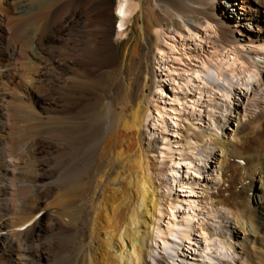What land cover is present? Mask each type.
<instances>
[{
  "label": "bare ground",
  "instance_id": "obj_1",
  "mask_svg": "<svg viewBox=\"0 0 264 264\" xmlns=\"http://www.w3.org/2000/svg\"><path fill=\"white\" fill-rule=\"evenodd\" d=\"M11 1L0 0L5 4L10 2L11 10L18 17L11 27L16 41L21 40L28 26L38 24L41 20L44 21L41 27L47 35L37 44L45 56L40 59L41 51L32 52L36 60H41L37 86L34 85L38 91L30 93L36 94L34 100L37 108L30 103L31 98L18 105L20 114L32 125L17 134L33 140L35 161L30 163L28 160L15 167L29 171L35 169V173H31L36 175L33 190L36 194V210L30 216H22V221L18 222L20 225L14 227L11 225L13 206L10 204L16 190L12 188V179L8 175L16 159L8 158V149L4 145L6 129L9 120H12H8L9 110L5 103L10 96L9 84L15 80L13 71L19 69V49L0 22V54L3 55L0 60V262L187 264L182 252L196 250V244L191 240L198 230L195 208L188 206L181 218L178 216L181 213L179 201L173 200L172 193H184L186 179L206 169L208 152L204 151L196 157L190 143L185 144L178 153L173 151L170 144L167 145L164 136L170 126L174 127L171 120L174 113L170 116L162 104L166 93L165 81L154 88L155 73L152 71L142 72L141 76L136 73L134 78L129 75L125 77L123 65L120 70L116 69L118 60L110 56L108 49L114 46L115 35L117 40H124L135 24L139 25L141 19L147 20V27L143 25L138 28L141 38L149 40V32L154 31L155 34L153 45L149 44L150 53L144 55V59L149 60L151 54L155 53L158 68L167 73L175 96L173 101L180 109L179 114L188 109L196 113L203 102L207 103L208 108L213 107L215 98L226 109L232 105L236 92L248 95L253 88L262 85L264 0H223V7H232V2H236L235 12L240 18L237 23L230 19L227 20L231 23L226 22L225 17L230 18V13L225 9L220 10L216 0H175L171 3L160 0H147L146 3L145 0H76L73 14L64 15L61 20L58 19L60 10L56 7L63 0H34L33 4L40 6L37 13L34 12L36 7L28 0ZM145 4L152 5L147 12ZM49 8L52 9L51 13ZM177 20L185 24L184 31L175 30L178 36L184 38L185 34L196 39L199 28L210 29L219 35L216 42L221 50L226 51L228 47L235 46L232 52L239 55L241 62L246 63L242 65H248V69L245 67L244 71H240V68H244H236V60L240 59H226L224 56L215 62L200 61L196 67L181 70L169 66L179 65L187 56L183 50L186 40L178 42L174 37H169V31L161 24L162 21H168L174 26ZM11 28L8 27L9 30ZM248 42L254 44L253 47L243 49V43ZM115 83L122 86L121 98L100 97L94 91L99 86L112 89ZM137 85L140 87L138 96L133 98ZM87 94L95 96L88 98ZM192 94L196 98L193 101L189 100ZM54 114L60 117H54ZM166 115L170 119H166ZM256 119L238 124L237 135L241 137L228 143L217 140V145L223 149L228 160L245 162L243 168L253 181L247 183L248 193L245 192L252 197L244 202V209L241 208V213L235 216L239 228L245 233L243 246H251L252 258L261 264L264 260V153L260 155L258 153L261 151H250L252 153L246 157L239 153V146L247 145L248 142L243 141L245 134ZM151 127L160 130L163 136L160 140L165 141V147H168L165 149L168 157L163 159L166 156L163 150L159 164H155L148 155L151 149L160 145V140L153 139ZM56 138L66 142H57ZM62 145L68 149L64 154ZM17 150L19 152V148ZM57 154L65 156L64 163L55 165L52 162ZM18 160V157L17 162L23 159ZM75 167L84 169L76 174L78 171L74 172ZM61 168L65 170L63 175L67 180L64 179L70 185L58 191L57 181L63 175L57 170L61 171ZM23 184L20 182L19 186ZM12 190L13 193H10ZM166 200L170 206L167 212L169 219L163 225V215L166 214L163 204ZM27 229H31V233L24 236ZM256 244L261 245V248L257 249ZM233 245L218 239L212 241L205 234L203 260L199 264H234L237 254Z\"/></svg>",
  "mask_w": 264,
  "mask_h": 264
},
{
  "label": "rangeland",
  "instance_id": "obj_2",
  "mask_svg": "<svg viewBox=\"0 0 264 264\" xmlns=\"http://www.w3.org/2000/svg\"><path fill=\"white\" fill-rule=\"evenodd\" d=\"M4 1L12 2L11 0H4ZM28 1L30 3H32L33 6L36 7L34 12L37 13V11H38L37 9H40V6H37L38 4L34 5L33 4L34 0H28ZM142 1H144V0H142ZM146 1L147 0H145V3H146ZM160 1L171 3L175 0H167V1L166 0H160ZM10 2H8L9 4H5L4 2H0V19H1L0 22L6 27V30L8 31V33H10V37L12 38V41L16 44V46L19 49V56H18V59H19L18 67H19V69H16L13 71L15 80L9 84L10 85V96L7 98V100H6L7 102L5 103V105H7L6 107L9 110L8 120L9 119H12V120H9V123H8L9 125L7 126V129H6V140L8 142L5 140L4 145L6 146V149H8L7 150L8 151V153H7L8 158L12 157L14 160L16 159L14 162V165H13L14 167H11L12 170L8 176H9V179L10 178L12 179L11 180L12 184H13L12 188H15L14 190H16V194H15L14 199L12 197L13 200H12V202L10 201L12 203V205L10 204V206L11 207L13 206L12 211H11V216H10L11 221H12L11 225L12 226L14 225V227H18L20 225V224H18V222L22 221V218H21L22 216H24V215L30 216V215L34 214L35 210H36L34 208L36 206V202H35L36 201V194L33 192V190L35 189V182H36V175L33 174V173H35V169L30 170V171L26 169L27 170L26 171V170H21L19 168L16 169V167H15L16 165H19V164L22 165L21 164L22 162H27L28 160H30V163H33L35 161V155H34V151H33L34 143L32 142L33 140L26 138V137H23V136L21 137L20 134H17V133H22V131L24 132V130H27V128H29L32 125L30 122H28L27 118L23 114H20V112L18 110V105L21 106L23 104V102L24 103L28 102L29 98H31L30 103L35 108H37V104L35 103V100H34V98H37L36 94L30 95V93H35L38 91V89L34 88V87L37 86V79L36 78H38V72L40 69L39 64L41 63V60H39V59L36 60L34 58L33 53L35 51L40 53V51H41L40 59L45 56L42 53V50H41L42 48L40 46L38 47L37 44H39L41 42L42 38L45 35H47V33L45 32L46 30H44V28L41 27L43 25V22H44L43 20H41L38 24L34 25V23H32L33 25L31 24L30 26H28L29 28H27V30L25 31L27 34L24 32L22 34L21 40L16 41L15 36H13L14 33L12 32L11 27H12V24L14 22L18 21L17 20L18 17L14 13V11L11 10L12 5L10 4ZM75 2H76V0H63L62 3L60 2L58 4V6L56 8L58 10H60V14H59L60 17L58 18L59 20H61V18L64 15L71 16L73 14L74 6H75V5H73V3L75 4ZM216 3H217V6H219L220 10L225 9L228 13H230L229 14V16H231L230 18L225 17L226 22H229L227 19H230L233 23H237L238 21H240V18L237 16V13L235 12V9L237 7L236 2H232V4H231L232 7H228L229 5H227L226 7L225 6L223 7V5H224L223 3H225L223 0H216ZM151 7H152V5L145 4V11L147 12L148 9H150ZM6 10H8L9 12ZM48 10L50 11V13L52 12V9L49 8ZM1 14L4 16H2ZM11 20L12 21L15 20V21L12 22ZM179 21L180 20H177V22H179ZM166 22L162 21L161 24L164 26V28L167 30V32L169 31L168 32L169 33L168 35H170L169 37H174V39L177 40L178 42L181 39L186 40V43H185V46L183 47V50L187 53V56L184 57V61L181 62L179 65L169 64V66H171L172 68H175L177 70H181V68L196 67L197 65H199V63H201L200 61H214L215 62V60H219L222 58V56H224V58L226 57V59L228 57H231V58L235 57L234 58L235 60L240 59L239 61L236 60V62L238 63L236 65V68H239V67L243 68L244 67L242 70L240 68L239 69L240 71H244V69H246L245 67H247V69H248V65L244 66V65H246V63L244 61L241 62L242 59L239 57V55L236 53H233L235 46L228 47L226 49V51L221 50V47H219L218 43L216 42V40L219 38V35L212 33V31L210 29H208V31H207V29L205 27L199 28V31L197 32L198 38L196 37V39L189 38L185 34H184V38L183 37L181 38V36H178V34H176L175 30L184 29L185 24L182 21H180L179 23L176 22V25L173 26L172 22H168V21H166ZM226 22H225V24L227 25ZM229 23H231V22H229ZM135 25H137V28ZM135 25L128 31L126 39H124V40L118 39L117 40V37L115 35L114 36L115 44L113 47L108 49L109 54H111L110 56L113 58H116L118 60L117 65L120 67L117 66L116 69L120 70V68L123 65L124 76L128 77V75H129V77L131 76L130 78H134L136 73H137V75L141 76L145 71H150V72L152 71L151 73H153V74L155 73L154 74V88H156L157 85L159 86L160 83H162V81L163 82L165 81V92L166 93H165V98H164L162 104L166 107V112L170 116L174 113L173 117L171 116V118H172L171 120H173L172 123L174 124V127L170 126L168 128V132L165 134L166 136H164V138L167 139V141H166L167 145L170 144L171 148L174 149L173 151L176 153L180 152L182 150V148L187 145V143H190V145L193 146V150H191V151H193L194 154L196 153L195 156L201 155L204 151L208 152V155H206V169L203 170L202 172H200L199 175L191 176L190 178L186 179V181H185L186 187L184 188V191H185L184 193H181V192L180 193L179 192L178 193L177 192L172 193L173 194L172 195L173 200L179 201V206L181 208L180 209L181 213H178V216L180 215V217L182 218L183 213H185V211L188 210L187 208L194 206V208H195L194 210H195V214H196V220L198 223L197 232H195L191 236V240L194 242V244H196V247L194 248L196 250H191V251L184 250L182 252L184 254L183 259L184 260L186 259L185 262L187 264H190V263L199 264L200 262H202V260H203V258H202L203 252L202 251L204 249L203 238H204L205 234H207L212 241L218 239V240H221V241L226 242L228 244H234L233 246L236 249L235 252L237 254V260L234 264H243V263L244 264H257L255 259L252 258V254H251L252 249L250 248L251 246L248 247V246H246V244L243 246L244 239H245V233L242 231V229L239 228L240 226H238L237 219L235 216V215H238L239 212L241 213L242 209H244L243 208L244 202L247 201L248 198L252 197V196L250 197L249 194H247L248 190H246V189L248 187V184L252 183L253 181L248 176L249 175L248 172L243 168L245 166V162L239 163L235 159L228 160L225 157L224 151H222L223 149L219 145H217L218 144L217 140L228 143V142H232L233 140H235L234 138H237L238 136L241 137V135H237V129H239L238 124L244 123L248 119H253V118L255 119V117H256L257 119L254 121V124L251 126L252 128H249V130H247L248 132H246V134H245L246 139L244 138V140H243V141H247L248 143L246 146H239V153L243 157L244 156L246 157L248 154H250L252 152L258 153L259 151H261L258 153L260 155L264 153V145H263L264 144V73H262L263 75L261 77V80H262L261 84L263 86L261 85L260 86L261 88L260 87L253 88L248 95H246L243 92H241V93L236 92V94L233 97L232 105L229 108L223 109L219 105L220 101L217 98H215V103L216 102L217 103L216 104L213 103V105H214L213 107L208 108L207 103L203 102L197 108L199 110L196 113H192L193 111L188 109L183 114L180 115L179 114L180 109H179V107H177V104L174 103V101H173L175 99V96H174V92L172 90L171 84L166 77L167 73L160 71V68H158V65L156 64V61L154 58L155 53L151 54L152 56H150L149 60L144 59L146 54L150 53V51H149L150 47H151L150 45L151 44L153 45V38H154L155 32L154 31L152 33L149 32L150 39L145 40L144 38H141L138 28L140 26H143V25H145L147 27L149 25L148 21L141 19L140 24L139 25L135 24ZM116 26H117V24H116ZM8 27L11 29L9 30ZM177 28H179V29H177ZM30 29H31V31H30ZM182 31H184V30H182ZM25 41H27V42H25ZM18 42H20V43H18ZM21 42H24L25 44L23 43L24 44L23 45ZM244 44L245 43H243L242 48L245 50L253 47V45H254V44L249 43V42L246 43L245 45ZM134 49H136V50H134ZM133 51H135V52H133ZM227 51H228V53H227ZM216 54H217V56L215 57L214 55H216ZM228 54H229V56H228ZM2 57H3V55L1 53L0 54V60H2ZM212 58H214V60ZM215 58H217V59H215ZM182 63H183V65H181ZM119 64H121V65H119ZM184 64L187 67L184 66ZM242 64H244V65H242ZM26 67L27 68L30 67V68L27 69ZM15 74H16V76H15ZM89 79H91V78H88L87 80H89ZM1 83L2 82L0 79V84ZM119 84L115 83L114 87H112V89L102 88L99 86V87H97L98 89L96 88L94 91L100 97H104V98H106V97H108V98H119L120 97L121 98L120 93H122V86H121V84L120 85ZM138 88L140 89L139 85L135 86L133 98H137L138 92H139ZM255 89H258V90H255ZM34 90H35V92H34ZM11 94H13V95H11ZM93 96H95V95L87 94L88 98H91ZM153 99H154V101H156L155 98H151V100H153ZM195 99H196L195 94L194 95L192 94L191 97L189 98V100H191V101H193ZM217 104L219 106H216ZM13 108H14V110H13ZM199 111H201V112L198 113ZM169 115L165 116L166 119L169 118ZM53 116L54 117L55 116L60 117V115H58V114H54ZM27 124H28V126H27ZM12 130H13V132H12ZM150 132H152V134L154 136L153 139L160 140V138L163 137L160 135V130L157 127H151ZM12 134H14V135L12 136ZM249 134L251 137H249ZM10 136H12V137H10ZM205 136H207L206 137L207 139H205ZM202 137H204V140ZM56 139H58L57 142H66V140H63V139L62 140L59 138H56ZM16 141H18V142H16ZM28 141H30V142H28ZM164 142H162L160 140V145H158L154 149H151L150 153L148 154L150 157H152L151 159H153L152 161L155 164H159V160H160L161 153L163 150L165 151V155H166V156L164 155L165 157L163 159H166V157H168L167 150H165L168 147H165L167 145H165ZM17 143H18V145H17ZM146 144H147V142H146ZM13 147L14 148L16 147V148L13 149ZM18 148H19V152L17 150ZM255 148H257L258 150ZM20 149H21V152L25 153V154H20L21 153ZM30 149H32V150H30ZM61 149H62L61 151L63 152V154L68 151V149L65 145L64 146L62 145ZM14 151H15V153H13ZM250 151H252V152H250ZM17 154L20 156H18ZM26 155H29V156L26 157ZM60 155L61 154H59V155L57 154V155H55L54 158H52L53 159L52 162H54L55 165H60V164L65 162V156L62 157ZM18 157H19V160H20V158L23 160H20V161L18 160L19 162H17ZM57 161H59V162H57ZM254 161H256V160H254ZM254 161H252V162H254ZM225 162H226V164H225ZM83 169L84 168L81 169V167H75L74 170H76V171H74V170L73 171L74 172L78 171L76 174H80V172H82ZM13 171H15V172H13ZM23 171H26V172H23ZM31 172H33V173H31ZM57 172L61 173L63 175V173H65V170L63 168H61V171L59 169V170H57ZM18 174H20V175H18ZM64 178L66 179L67 177H65L63 175V177L61 179H58V181L56 180L58 191L59 190L62 191L64 189H67L68 185H70V183H68L69 181L68 182L65 181ZM26 181H27V183H26ZM20 182L24 183L23 184L24 187L19 186ZM259 186L260 185L258 184V187ZM21 189H22V191H20ZM30 189L32 190V192ZM14 190H12L10 193H13ZM245 192H247V193H245ZM32 194H34V197ZM26 196H28V197L30 196V197L28 198ZM19 197H21V198H19ZM30 203H32L33 205ZM169 208H170L169 203L166 200L163 204V211H165L164 213H166L163 215V221H162L163 225H166V223L169 219V216L167 214V212L170 210ZM18 209L20 211H18ZM227 210H228V214L226 213ZM236 212H238V213H236ZM231 213H233V214H231ZM227 217H229V219H226ZM12 218H13V220H12ZM26 231L24 232V236L28 233H31V229H29V230L27 229ZM24 236H21V237H23V239H24ZM18 237L19 236L16 237L17 240L19 239ZM222 239H224V240H222ZM255 247L257 249H259V248H261V245L256 244ZM262 250L263 249H261V251ZM263 253H264V251H263ZM238 254H240V255H238ZM0 264H3V263L0 262ZM150 264H153V263H150ZM154 264H156V263H154ZM224 264H226V263H224ZM261 264H264V260H263V262L261 261Z\"/></svg>",
  "mask_w": 264,
  "mask_h": 264
}]
</instances>
